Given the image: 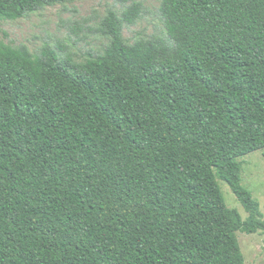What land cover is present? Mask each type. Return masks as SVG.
Here are the masks:
<instances>
[{
  "label": "trees",
  "instance_id": "trees-1",
  "mask_svg": "<svg viewBox=\"0 0 264 264\" xmlns=\"http://www.w3.org/2000/svg\"><path fill=\"white\" fill-rule=\"evenodd\" d=\"M72 0H0V22ZM166 37L75 64L0 41V264H246L264 232V0H162ZM244 211L227 206L218 182Z\"/></svg>",
  "mask_w": 264,
  "mask_h": 264
},
{
  "label": "rangeland",
  "instance_id": "rangeland-1",
  "mask_svg": "<svg viewBox=\"0 0 264 264\" xmlns=\"http://www.w3.org/2000/svg\"><path fill=\"white\" fill-rule=\"evenodd\" d=\"M133 3L140 5V17L125 25L122 37L128 44L140 39L165 38L166 30L160 12L162 0H72L43 6L16 21L0 22V41L13 47H25L40 55L49 47L63 59L85 63L91 56L104 52L110 38L103 32V21L110 11L119 16ZM243 186L260 205L264 216V150L241 158ZM227 206L236 209L246 220L248 214L227 184L218 182ZM246 264H264V232L238 234Z\"/></svg>",
  "mask_w": 264,
  "mask_h": 264
}]
</instances>
